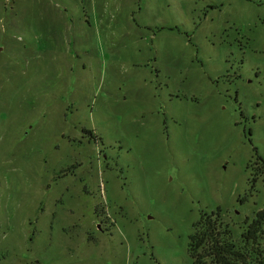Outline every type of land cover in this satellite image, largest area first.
Returning a JSON list of instances; mask_svg holds the SVG:
<instances>
[{
	"label": "rangeland",
	"instance_id": "obj_1",
	"mask_svg": "<svg viewBox=\"0 0 264 264\" xmlns=\"http://www.w3.org/2000/svg\"><path fill=\"white\" fill-rule=\"evenodd\" d=\"M258 157L264 0H0V264H192Z\"/></svg>",
	"mask_w": 264,
	"mask_h": 264
},
{
	"label": "trees",
	"instance_id": "obj_2",
	"mask_svg": "<svg viewBox=\"0 0 264 264\" xmlns=\"http://www.w3.org/2000/svg\"><path fill=\"white\" fill-rule=\"evenodd\" d=\"M257 169L260 175L264 160ZM188 253L192 264H264V207L252 220L247 219L240 239L235 241L232 231L221 215V210L202 212L193 224L189 236Z\"/></svg>",
	"mask_w": 264,
	"mask_h": 264
}]
</instances>
